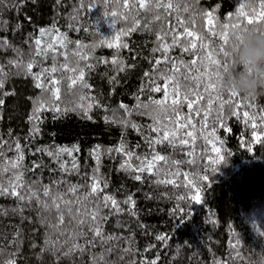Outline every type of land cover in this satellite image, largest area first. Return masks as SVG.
Instances as JSON below:
<instances>
[{
    "label": "trees",
    "instance_id": "1",
    "mask_svg": "<svg viewBox=\"0 0 264 264\" xmlns=\"http://www.w3.org/2000/svg\"><path fill=\"white\" fill-rule=\"evenodd\" d=\"M121 2L122 0H107V2L91 0L92 7L81 9L78 19L70 21L69 17L75 14L74 8L79 0H35V3L32 0H25L23 6H19L20 0H3L0 3V38H7L11 45L22 50L23 59L27 61L30 37L38 34V30L42 27L49 28V33L42 38L46 42L51 39V29L55 26L61 33L67 34L70 43L65 47L69 61L74 62L76 58L72 52L76 41H80L83 45L99 44L105 38H114L121 29L129 26L130 21L126 22L120 17L110 15L113 10L123 11L120 7ZM88 3L89 0H85V4ZM185 3L188 5V12L183 11ZM177 4L178 14L186 20L192 12L212 11L213 15L219 18L214 21V25L217 26L225 21L226 17L234 14L242 4L245 11H249L251 7L260 11L259 0H249L248 3H245V0H173L174 9L177 8ZM106 12L109 14L105 15ZM151 15L140 10L138 18L141 20V30L121 36L120 42H127L129 47L121 49L120 54L128 64L136 66L126 73H120L119 83L113 85L109 82V77L114 74L112 66L98 62L101 58L110 59L116 49L99 46L92 52L88 63L93 64L95 68L86 70V79L93 86V94L101 104L116 107L120 102L129 106L136 103L134 97L142 83L143 73L151 69L145 57H150V49L154 47L155 31L163 23L162 18L160 22L151 25L150 31L143 30V24L147 22L145 17L151 19ZM173 15H176V12H173ZM235 20V15H232V21ZM69 23L78 30L69 28ZM188 24L189 27L192 26L190 21ZM204 25L203 17L198 15L196 30L206 31ZM171 54L187 58L186 54H180L179 50H173ZM15 56L16 53L11 49L0 51V64L6 65L7 61ZM60 59L63 60V57ZM51 62L49 59L45 66L50 65ZM160 67L163 68L164 65L161 64ZM5 71L9 76L3 91L14 94L3 97L4 104L0 107V136L9 143L19 137L22 145H28V148H25L24 164L30 166L32 161L41 164V167L36 169V173H28V177L39 176L45 184L59 177H63L71 184H83L87 179L85 174L90 176L96 167V160L91 150L99 145V175L108 181L107 191L114 193L118 200H123L128 193H134L133 199L136 201L134 210L137 215L131 216L125 211L119 216H111L104 226L105 233L122 237L118 242H114L119 246L108 257L109 260L118 259L120 247H128L123 237L131 234H134V247L139 249L137 259L139 260L140 255L148 258L159 257L158 264H217V262L218 264H257L264 256V120L261 119L264 116V111H261L264 109V98L252 101L256 107L248 109L256 123L255 129L252 127L253 120L243 117V109L240 110V115L231 116L226 106L224 126L217 125L215 130V137L219 139L210 137L221 149L219 154L212 151V144H208L201 137L195 141L192 157L186 154H174L176 159L185 161L180 167L182 171L190 173L189 179L193 173L198 174L196 184L199 190H197L196 187L187 185L183 177L178 179V183L184 186L173 187L156 185L152 183L154 177L149 178L147 175L143 181H135L131 178V174L120 170L123 155L115 152L109 154L107 150L118 145L123 132L126 146L133 147L140 143L141 147L136 151L142 153L145 151L142 137L130 127L122 128L115 124H106L103 120L105 113L100 108H93L92 120L85 119L72 111L59 115V118H54L56 114L51 111L41 112L42 123L39 125V134L34 140L26 139L30 128L33 127L29 122V116L33 113L34 100L40 97L41 91L34 86L32 77L25 75L23 69L7 66ZM33 71L37 69L33 68ZM69 75L71 73H64L65 79L60 85L61 101L57 103L62 108L65 105L69 108L73 107L72 101L76 99L73 92L68 90ZM73 91L78 92V88ZM162 94L152 93L156 98H160ZM45 98H48L47 94ZM142 98L146 99L147 93ZM118 111L122 117L123 110L118 109ZM129 120L142 125L150 122L136 112L129 117ZM211 127L210 116L209 129ZM73 145H79V152H73L71 156L60 155V160L68 162L71 174L61 171L59 163L46 152L31 154L37 148L66 146L71 149ZM183 147L187 151L189 146ZM158 150L163 153L169 152L167 147H160ZM7 155L12 156L14 153L9 152ZM218 155L224 156V160L220 161ZM73 157L77 160L78 169L71 167ZM189 159L193 160L192 164L186 162ZM213 160L217 162L212 163ZM132 163L136 161L133 160ZM204 175L208 180L199 179V176ZM181 195L185 199H178ZM192 195L199 196V202L192 200ZM17 206L14 198L0 197V213H2L0 214V250H2L0 261L8 258L18 247L17 264H53V257L47 253L38 258L45 228L40 224L37 212L26 209L22 217L14 211ZM122 207L127 209L128 206ZM117 221L126 227H117ZM17 232L20 233L19 239L16 236ZM158 235H163L166 239L159 241L156 239ZM33 243L37 245L35 249L31 246ZM148 246L153 247L146 251ZM94 251L99 252L101 249L97 247ZM131 258L125 255L124 261ZM74 259L78 261L79 257ZM83 260L87 264L89 260L87 254L84 255ZM124 261H120V264H124ZM61 264H72V261L65 259Z\"/></svg>",
    "mask_w": 264,
    "mask_h": 264
},
{
    "label": "snow or ice",
    "instance_id": "2",
    "mask_svg": "<svg viewBox=\"0 0 264 264\" xmlns=\"http://www.w3.org/2000/svg\"><path fill=\"white\" fill-rule=\"evenodd\" d=\"M2 2L3 0H0V3ZM32 2L35 3V0ZM248 2L249 0H245V3ZM24 3L25 0H20L19 6H23ZM91 7V0L88 4H85V0H79L74 8L75 14L70 15L69 20L76 21L81 9ZM120 7L123 11L113 10L110 15L120 17L126 22L130 21L129 26L121 29L114 38H105L99 44L83 45L80 41H76L72 52L76 58L74 62L68 59L65 46L70 41L67 34L61 33L60 29L55 26L51 29V39L46 42L42 38L49 33V28L42 27L38 30V34L30 37L27 61L23 59L22 50L11 45L7 38H0V51L11 49L16 53L15 58L9 59L6 65L0 64V107L4 104V96L14 94L3 91L9 76L5 68L11 66L18 70L23 69L25 75L31 76L34 86L41 91L40 97L34 100L33 113L29 116V122L33 124V127L30 128L26 139L34 140L39 134V125L42 123L41 112L51 111L56 114L54 118H59V115L72 111L85 119L92 120L93 108H100L105 113L103 120L106 124L111 123L122 128L130 127L142 137L145 148L142 153L136 151L141 147L140 143L133 147L126 146L123 132L118 145L107 150L109 154L115 152L123 155L120 170L131 174V178L135 181H143L147 175L149 178L154 177L152 183L164 186H184L178 183V179L183 177L187 185L199 190L196 184L198 174L193 173L189 179L190 173L182 171L180 167L185 161L176 159L174 154H186L192 157L198 137L212 144V151L219 154L221 149L213 143L210 137L219 139L215 137V130L217 125L224 126L226 106L231 116L240 115V110L243 109V117L253 120L252 127L256 128L254 118L248 110L256 106L251 100L224 90L219 81L222 79V73L228 71L230 64L233 63V53L238 47L235 42L239 39L236 35L237 31L246 26H257V30L264 27L262 23L264 22V0H259V12L255 7L245 11L244 4H242L234 14L226 17L225 21L219 23L218 26L214 25V21L219 18L208 10L192 12L187 20L182 18L177 11L179 5L177 4L176 9L173 8V0H122ZM140 10L152 14L151 19L145 17L147 22L143 24V30L150 31L151 25L154 22H160L163 18V23L155 31L154 47L150 49V57H145L151 69L143 73L142 83L134 97L136 101L134 105L129 106L120 102L116 107H109L101 104L97 96L93 94V86L86 79V70L95 68L88 61L96 47L106 46L116 49L110 59L101 58L98 61L112 66L114 74L109 77V82L113 85L119 83L120 73H126L135 68V64H128L121 56L120 50L127 49L129 46L127 42L120 41L122 35L141 30V20L138 18ZM183 11H189L187 3ZM173 12H176V15H173ZM108 14L105 13V15ZM198 15L202 16L205 21L206 31L204 32L197 31L195 28ZM232 15H235V21H232ZM188 21L191 22V27ZM109 26L111 27V24ZM68 27L78 30L72 23H69ZM173 50H179V53L186 54L187 58L182 55H172ZM60 57H63V60ZM49 59L52 61L51 64L45 66ZM161 64L164 65L163 68L160 67ZM33 68L37 71L34 72ZM65 72L71 73L67 76L68 90L76 96V99L72 101L74 106L71 108L67 105L62 108L57 103L61 101L60 85L65 79ZM77 88L78 92L73 91ZM114 90L113 88L112 91ZM146 93L147 98L143 99ZM152 93L163 94L160 98H156ZM45 94L48 98H45ZM118 109L123 110V116L119 120L116 119ZM134 112L146 117L150 122L142 125L129 120ZM210 116L212 127L209 129ZM261 119L264 120V116ZM248 120L245 122L247 123ZM259 139L257 136V140ZM183 146H189L187 151ZM160 147H167L169 152L159 151ZM25 148H28V145H22L19 137L9 143L0 136V197L14 198L18 205L14 211L22 217L26 209L37 212L39 222L45 228L38 258L47 253L53 257V264H61V261L65 259L72 261V264H85L83 257L87 254L89 257L87 264H120V261H124L125 255H129L132 258L124 261V264H158L159 257L148 258L140 255L139 260L137 259L139 249L134 247V234L123 237L128 247H120V255L116 261L108 259L119 246L114 242H118L122 237L105 233V224L113 215L119 216L127 211L129 215L136 216L137 212L134 210L136 205L133 199L134 193H128L123 200H118L114 193L107 191L108 181L99 175V145L91 150L96 160V167L90 176L85 174L87 179L83 184H71L63 177L45 184L39 176L28 177L27 174H35L41 164L32 161L30 166L25 165ZM29 151L31 152L30 148ZM9 152L14 155L8 156ZM36 152H46L49 157L59 163L61 171L71 174L68 162L60 160V155L71 156L73 152H79V145H73L71 149L66 146H55L49 149L37 148L31 154L35 155ZM218 159L222 161L224 156L218 155ZM133 160L136 163H132ZM186 162L192 164L193 160L189 159ZM216 162L212 161V163ZM71 167L72 169L79 168L75 157L71 161ZM199 179L206 181L208 177L199 176ZM178 199L183 200L185 197L181 195ZM191 199L199 202L200 197L192 195ZM123 205L128 206L127 209L122 207ZM116 226L126 227L119 221ZM16 236L19 239L20 233L17 232ZM156 239L164 241L166 237L158 235ZM31 246L34 249L37 247L35 243ZM97 247L101 251H94ZM151 247L153 246H148L145 250L148 251ZM18 253L17 247V250L12 252L8 258L0 261V264H17ZM75 257H79V260H75Z\"/></svg>",
    "mask_w": 264,
    "mask_h": 264
},
{
    "label": "clouds",
    "instance_id": "3",
    "mask_svg": "<svg viewBox=\"0 0 264 264\" xmlns=\"http://www.w3.org/2000/svg\"><path fill=\"white\" fill-rule=\"evenodd\" d=\"M237 50L233 53V63L222 73L220 86L239 94L246 100L264 98V27L246 26L237 31ZM121 117L116 112V119ZM257 264H264V256Z\"/></svg>",
    "mask_w": 264,
    "mask_h": 264
}]
</instances>
